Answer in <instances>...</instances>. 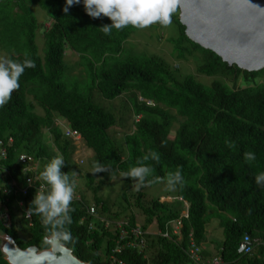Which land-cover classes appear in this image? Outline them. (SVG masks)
<instances>
[{
  "label": "trees",
  "instance_id": "obj_1",
  "mask_svg": "<svg viewBox=\"0 0 264 264\" xmlns=\"http://www.w3.org/2000/svg\"><path fill=\"white\" fill-rule=\"evenodd\" d=\"M33 4L53 21L49 30L41 32L42 58L35 44L38 24ZM65 5L66 0H0V48L6 58L35 62V67L25 69L20 77L19 90L0 107V139L5 145L0 183L8 178L16 183L8 192L0 188V237L12 238L21 249L29 245L44 249L48 247L45 238L53 236L51 226L46 228L39 215L28 211V219L23 217L22 209L34 207L31 202L35 196L34 187H26L24 195L20 190L25 183L17 155L23 152L38 160L40 178L45 166L58 156L65 163L62 172L71 176L82 169L78 177L83 191L91 193L97 217L122 219L127 229L139 225L135 231L139 238L144 237L145 251L124 248L120 255L124 264H206L204 257L210 250L204 249V257L195 259L185 249L186 233L191 230L196 242L204 241L206 225L221 229L222 241L216 250L219 264H264V241L257 245L253 241L255 237L264 239V187L255 182V176L264 172V68L248 72L227 66L216 54L191 42L182 33L175 8L171 25L180 39L170 41L168 54L183 61L191 59L198 73L219 72L222 78L204 84L190 73L174 76L165 59L124 47L123 42L137 28H113L105 35L100 28L110 25V19L88 16L83 0L67 14ZM64 44L76 53V62L65 61ZM122 93L126 103L121 109L98 104V99L113 101ZM147 98L154 105L146 104ZM36 105L41 114L33 110ZM54 116L80 133L77 157L89 156L81 159L79 166L73 159L77 146L54 125ZM129 119L130 130H125L122 124ZM116 126L119 137L112 131ZM226 140L234 141L236 148H229ZM150 150L160 154V162H146L155 169L148 179L164 178L180 166L186 181L183 188L170 190L162 180L137 191L131 179L122 178L118 190L114 192L109 185V195L99 194L104 183L137 166ZM245 152H254L256 160L246 163ZM97 162L108 172L94 173ZM76 178L72 177L74 182ZM154 186H159L158 190ZM43 190L49 191V186ZM83 191L74 193L72 223L65 226L71 240L58 242L81 261L111 264L116 231L109 232L96 220L97 227L88 225L91 217L86 213ZM166 196L181 197L188 204L187 216L179 219L181 240L143 233L152 221L162 231L167 221L179 216L180 202L160 200ZM244 232L251 247L255 245L251 253L237 251ZM128 237L133 236L128 233L121 242ZM0 264H9L1 249Z\"/></svg>",
  "mask_w": 264,
  "mask_h": 264
},
{
  "label": "clouds",
  "instance_id": "obj_2",
  "mask_svg": "<svg viewBox=\"0 0 264 264\" xmlns=\"http://www.w3.org/2000/svg\"><path fill=\"white\" fill-rule=\"evenodd\" d=\"M243 1L245 2V0ZM177 2L178 0H83V5H84L85 12L91 18L99 19L102 17H107L108 19L111 20L112 23L110 25L105 24L100 28L104 32L105 35H109L113 28L119 31V30H123V28L129 25L134 28H137L134 31L156 30V29L163 28V33L160 35V38L156 41L155 46L153 47V48L158 49L157 53H153V52H150V53L157 55L158 58L165 59L170 66L168 70L171 73L173 70L174 73L172 74L174 76L175 74L176 76H178L179 74H189L190 73L192 74L193 78L196 81L204 83V84L210 83L212 80L220 82V79L222 78L221 73L219 72H216L214 75H206L203 73H198L195 71L194 69L195 64L191 59H185L183 61V60L175 58L174 56L172 58V55L168 54L169 46L171 45L170 41H177L180 39L179 32L176 30L175 26L171 25V22H172L171 17H172V13L174 12L175 8H177L176 9L177 10L176 19L182 27V33L191 42L197 44L203 49H207L213 52L227 66L235 65L239 69L246 70L248 72L258 71L264 68V65H262L261 67L257 69H245V68L239 67L236 65L234 59L228 62L222 58V55H220V53H217L218 52L217 50H216L217 52H215L211 48V46L210 47L204 46L206 44L202 45L203 43L200 44L201 42L195 41L196 39L195 40L191 39L187 35L189 34L188 29H190L191 25L190 24L186 25L185 23L180 21V8ZM80 3H81V0H66V5L63 9L64 13L67 14L69 12L70 7L74 5H78ZM235 3L236 2H233V4ZM222 4H223V1L220 2L216 7H213L210 13L206 17H203L204 21L207 22V25L209 26V28L213 29L214 32L224 33L221 27L218 28V26H222V24H217L216 22V15H218L219 21L226 20L225 15L223 14L224 12L228 14L237 25L242 27L241 29L242 32L253 31L252 14H250L249 16L248 11H247L244 15H242V12L236 6L232 5V6L225 7ZM34 5L36 4L31 5V9H33ZM40 14H42V19H39L38 17ZM35 16H36V20L38 24L37 31H36V37H35V44H36V40H38L39 38H41V41H42L41 32L49 30L53 21L51 18L45 15L42 9L37 14H35ZM171 26H173L174 32L172 31ZM134 31L123 42L124 47L126 48L132 47L137 51L144 52L145 50H138L133 46L134 45L133 38L137 36L138 38L143 39L144 41L147 42L148 49H153L152 47L148 45L149 38L146 36L144 32H138L137 34L134 35ZM207 33H212V32L209 30V32ZM63 47L64 49L62 53H63V58L65 59V61H67L70 64L76 62L77 61L76 53L73 52L66 44H64ZM163 48L167 49V52H166L167 56H164L165 50ZM1 56L2 55H0V107H3L10 101L12 93L14 91L19 90L20 77L23 75L25 69L34 68L35 62L29 58H25L23 62H18L16 60H13L10 58H3V56L2 57ZM70 57H75V60L70 61ZM181 66H183L184 68L182 70H179ZM261 81H264V79H261ZM138 98H141V97L139 96ZM145 102L146 104L154 105V101L152 99L147 98L145 99ZM36 106L33 107L34 111L35 109H37ZM41 113H42V110L38 114H41ZM53 123L59 129H61V132H63V135L68 140H70L73 144L77 146L78 150L76 151V153H74L73 159L75 161V166H79V161L81 159H86V157L89 156V154H86L85 157H77V154L81 151V149H79V147L81 146V139H82L80 133L77 130L71 128L69 124L67 123V121H65L63 118L59 116H54ZM42 130H43V134L48 133L46 128H43ZM108 131L111 132V129L109 128ZM10 141H11V138L8 137L7 142L10 143ZM225 143L227 144L229 148H232V149L236 148V144L234 141L226 140ZM2 157H5V145H3L2 140L0 139V159ZM150 159L155 161L156 163H159L160 154L156 151L150 150L147 155H144L141 159L137 161V166L130 168L128 172L121 173L122 178L131 179L137 191L140 190V188L146 186V184L160 182L162 180L166 181L170 190H175L177 187L183 188L186 185L185 178L182 174V168L180 166H178L175 171L167 172L164 178L155 177L154 179H151V180L148 179L149 177L153 176V173L155 171V169L151 165L146 163ZM244 159L246 163L251 164L253 161L256 160L255 153L245 152ZM17 162L20 164L21 171L24 173L25 187L20 188L21 192L23 193L22 195H24L26 187L35 188V192H34L35 196L31 202L32 206L34 207H30L28 210L26 208H23L22 209L24 213L23 217L28 219L30 215L29 212L34 213L36 215H39L42 218V222L46 228L48 226H51L53 230V236H48L45 238V241L48 243V247H49V242L47 241V239L51 237H53V239L56 240L57 242L60 239H63L64 241L71 240V233L70 231L66 230L65 226L70 225L72 223V217L70 213L74 211V209L71 207V202L73 200L74 193H75V182H74V179H72V177H75V176L78 177L79 175H81L82 169L73 171L70 176L69 173H64L61 171L62 167L65 164L63 158L59 156L54 157L45 166L44 170L40 174L41 178L46 182L45 183V182H42L41 178L38 175V169H39L38 160H35L31 155L22 152L17 155ZM94 169H95L94 173L105 172V171L108 172V169L104 167L103 165L99 164L98 162L94 165ZM1 176L7 177V175L5 174H1ZM255 182L258 186L264 187V172H260L255 176ZM46 184L49 186V191L44 192L43 189L46 187ZM13 187H16V183L14 179L12 178L10 180L8 178L6 180V183H1V186H0V188H2V190L5 192H8ZM15 190H18V189L15 188ZM172 199H177L180 202L181 210H180L179 216L174 220L167 221L162 231L156 228L155 222L152 221L150 224H147L145 229H143L144 234H148V235L149 234H159L161 235V237H166L167 239H171L172 237H174L175 240H181V233H180L181 222L179 219L181 217L187 216L188 204L186 200L182 199L181 197L173 198V197L166 196V197L160 198V200H168V201L169 200L171 201ZM18 205L22 206V203L18 202ZM85 205L87 207L86 213L91 217L88 222L89 223L88 225L90 227H94V228L97 227L94 224V220H96V222H99L100 224L101 222H103L102 227L107 229L109 232L112 231L114 233L116 231V235H115L114 242H113L114 245L111 250L112 254L109 255V259L111 261V264H124L122 258L120 257L123 249L124 248L130 249L133 247L124 246L125 241L122 243L121 241L118 240L119 239L118 234H117L118 230L113 229L112 227L115 222H119V221L125 222L124 225H126V221L122 219L110 221L106 219L105 217H97V214L95 211V204L93 200L90 203H88L87 201V204ZM90 206L93 207V214L88 213V208ZM105 222L109 224L107 228L104 226ZM151 225L154 226V229L152 230L150 229ZM131 227H139V225H135V226L132 225ZM210 227L211 226L206 225L205 239L204 241H201V242H196L192 234V231L189 230L185 235V242H186L185 249L189 252V255H191L195 259H199V256L202 255V251L204 249H208L211 251V254L207 257H204L202 255L205 258L206 264H219L221 263V260H220L219 255L216 253V250L220 248V245L215 244V242L218 241L217 234L214 237L212 235ZM211 228L214 231H216V228H213V227ZM57 229H59V231H56ZM221 241L222 239L219 242ZM253 241H255L257 245L263 242L264 239L262 240L260 237H255L253 238ZM117 244L121 245V249L119 252H114L113 250ZM240 244H243L241 249H239ZM29 246H32V245H29ZM145 247H146V244L143 248L141 249L138 248V250L140 252H143L145 251ZM254 247L255 245L251 247V240L249 239V235L244 232L242 234L240 241L238 242L237 251L242 252V253H251ZM134 248H137V247H134ZM246 248H248V250H246ZM37 250H42V249H37ZM118 260H120V263L118 262Z\"/></svg>",
  "mask_w": 264,
  "mask_h": 264
},
{
  "label": "water",
  "instance_id": "obj_3",
  "mask_svg": "<svg viewBox=\"0 0 264 264\" xmlns=\"http://www.w3.org/2000/svg\"><path fill=\"white\" fill-rule=\"evenodd\" d=\"M222 1L223 6H236L242 15L248 11L249 16L252 14L253 18V31L242 32V27L237 25L228 14L223 12L225 21H219L216 15L217 24H222L218 28L221 27L224 32H219L220 36L226 48L231 53L234 52L230 59H225L223 56L222 58L228 62L234 59L237 66L245 69L261 67L264 65V0H245V2L243 0H178L180 21L186 25L190 24L191 30L198 31L202 35H206L209 30L216 33L209 28L203 17ZM232 1L236 3L233 4ZM204 46L210 47L207 44ZM47 241L49 247L46 249L37 250L35 246L20 249L12 238L1 236L0 249L9 264H89L77 259L67 247L59 244L53 237L48 238ZM242 246L243 244H240L239 249Z\"/></svg>",
  "mask_w": 264,
  "mask_h": 264
},
{
  "label": "rangeland",
  "instance_id": "obj_4",
  "mask_svg": "<svg viewBox=\"0 0 264 264\" xmlns=\"http://www.w3.org/2000/svg\"><path fill=\"white\" fill-rule=\"evenodd\" d=\"M33 10H34V13L35 14H37L39 11H41V9L38 7V6H36V5H34L33 6ZM39 19H42V14H40L39 16ZM44 25V24H43ZM171 28H172V31L174 32V28H173V26H171ZM138 32H144L145 34H146V36L149 38V42H148V45L150 46V47H154L155 46V43H156V41L160 38V35L163 33V28H160V29H156V30H137V31H134V35L135 34H137ZM133 43H134V47L136 48V49H138V50H145V51H148V52H153V53H157V51H158V49L157 48H153V49H148V46H147V42L146 41H144L143 39H140V38H138L137 36H135L134 38H133ZM36 45H37V50H38V55L42 58V50H43V47H42V41H41V38H39L38 40H36ZM164 50H165V52H164V56H167V54H166V52H167V49L166 48H163ZM0 54L3 56V58H6V53L0 48ZM72 60H75V57H70V61H72ZM184 67L183 66H181L180 67V69L179 70H182ZM102 100H99L98 99V102L100 103H98L100 106H112L113 108H119V109H121V106L123 105V103H126V95L124 94V93H122L121 95H120V97L119 98H117V99H114L113 101H111V100H106V99H103V98H101ZM111 101V102H110ZM102 104V105H101ZM103 106V107H104ZM36 108L37 109H35V111L37 112V113H40L41 112V108H39V107H37L36 106ZM106 109H109V108H107V107H105ZM110 110V109H109ZM115 116L117 115V111H115V110H110ZM129 112V111H128ZM122 127L125 129V130H130V127H131V122H130V119L128 120V122L127 121H124V123L122 124ZM112 131H114L115 132V137H119L120 136V134L118 133L119 131H120V128L118 127V126H116V127H114L113 129H112ZM76 177V176H75ZM121 180H122V177L121 176H117V175H115V176H113L112 178H111V181H110V183L109 184H107V183H104L102 186H101V188L99 189L100 191H99V194L100 193H105L106 191H108V186L110 185L113 189H115L114 190V192L116 191V190H118V187H119V185H121ZM8 182H10V181H8ZM83 181H81L80 180V177H77L76 178V180H75V193L76 194H78V193H80V192H82L83 191V189H82V186H81V183H82ZM0 186H1V183H0ZM158 188H159V186L157 187V186H154L153 187V189L154 190H158ZM84 192V191H83ZM118 192V191H117ZM116 192V193H117ZM85 193V199H87V201H88V203H90L91 201H92V196H91V193L89 192V191H85L84 192ZM106 193H108V192H106ZM107 195H109V193L107 194ZM6 223H7V221H6ZM150 229L152 230V229H154V226L153 225H151L150 226ZM210 229H211V232H212V235L215 237V235L217 234V238H218V241L217 242H215V244H219V241L222 239V234H221V230L217 227V229H216V231H214L211 227H210ZM213 236H211V237H213Z\"/></svg>",
  "mask_w": 264,
  "mask_h": 264
},
{
  "label": "built area",
  "instance_id": "obj_5",
  "mask_svg": "<svg viewBox=\"0 0 264 264\" xmlns=\"http://www.w3.org/2000/svg\"><path fill=\"white\" fill-rule=\"evenodd\" d=\"M88 213L89 214H93V207H89L88 208ZM125 222H115L113 225V229L118 230L117 234H118V240L121 241L123 240V238L128 234L131 233L132 234V238H129L124 242V246L126 247H138L139 249L143 248L146 244V241H144V237L139 238L138 237V232L135 231V227H130L129 229H127L124 225ZM104 226L107 228L109 226V224L107 222L104 223ZM135 226V224H134ZM121 249V245H116L114 248V252H119ZM246 250H248V248H246ZM115 259V258H114ZM118 262L120 263V260H118Z\"/></svg>",
  "mask_w": 264,
  "mask_h": 264
},
{
  "label": "bare ground",
  "instance_id": "obj_6",
  "mask_svg": "<svg viewBox=\"0 0 264 264\" xmlns=\"http://www.w3.org/2000/svg\"><path fill=\"white\" fill-rule=\"evenodd\" d=\"M188 33L197 41L203 44H207L212 48H214L215 50H217L225 59H230L231 55L234 53V52L231 53L230 50L226 48L224 41L222 40V37L220 36L219 32L207 33L206 35H202L198 31L188 29Z\"/></svg>",
  "mask_w": 264,
  "mask_h": 264
}]
</instances>
